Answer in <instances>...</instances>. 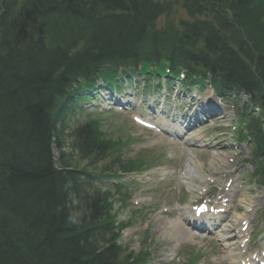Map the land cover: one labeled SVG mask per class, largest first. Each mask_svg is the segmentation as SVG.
Instances as JSON below:
<instances>
[{
    "label": "trees",
    "instance_id": "16d2710c",
    "mask_svg": "<svg viewBox=\"0 0 264 264\" xmlns=\"http://www.w3.org/2000/svg\"><path fill=\"white\" fill-rule=\"evenodd\" d=\"M255 1L0 0V264H146L148 253L123 255L117 244L108 192L85 171L55 167L53 144L65 146L96 78L117 83L111 66L164 72L166 61L186 67L190 82L246 91L242 119L264 181V9ZM178 5L195 20L158 31ZM254 105L261 111L248 121ZM67 136L91 162L118 146L98 120Z\"/></svg>",
    "mask_w": 264,
    "mask_h": 264
},
{
    "label": "rangeland",
    "instance_id": "374dc122",
    "mask_svg": "<svg viewBox=\"0 0 264 264\" xmlns=\"http://www.w3.org/2000/svg\"><path fill=\"white\" fill-rule=\"evenodd\" d=\"M163 20L162 18L160 23ZM134 85H127L122 94L124 96H130V93L136 92ZM177 87L178 84L171 86L168 91H165L164 88L159 93L161 98L157 94L151 97L150 92L147 90L148 101L138 100L136 96H134V99L139 101V110H142V108L147 109L149 104L155 100L156 102H161L160 110L165 111V114L161 115L162 121L174 125L178 121L179 113L181 112L182 115H186L188 108L197 100L194 101L188 97L191 95V92L187 89H183L178 93L176 101L172 100V96L175 95ZM184 92L187 93L186 96ZM241 99L242 101L247 100L245 96H242ZM106 101H109V99H105V95L101 98L100 95L98 100L87 105H89L90 111H93V114H97L100 112V104H104ZM126 108L123 112H106L101 118L104 130L108 136L115 139L121 138L125 141L120 150L123 159L136 158L142 153H146L150 160L156 162L155 165H161L152 170L153 173L155 170H158V173L154 175H149L151 172H148L140 176H134V174L126 176V180H132L126 188L131 193V198L128 206L123 209H121L120 201L116 203V209L119 210L121 219H129V217L134 216L133 211L135 209L145 207L142 204L143 202H150V204L158 206L155 211L146 207L147 209L144 210V215L138 216V222L128 229L126 235L128 239L127 245L131 249L138 251L141 247V241L150 234L156 241L154 249L155 256L158 258L154 261L155 264H183V262L190 259L191 254L197 253L199 249L202 252L205 249L211 252L204 260L209 259L212 262H215V260L222 262L225 259V253L220 248L219 243L215 239L204 238L208 233L201 235L199 231L194 229L186 230L185 228L184 237H181V248L176 250L175 248L178 245L177 241L179 238L173 237L175 233L170 232L171 227L165 226L163 220L175 221L179 219L181 214L180 207H189L193 196H195L196 189L200 185L199 182L204 177L201 174L215 175V172L219 171L225 165L221 159L222 156L229 162L230 154L228 153L227 144H230H226V141L229 139L227 125L231 120L232 122L236 121L235 110H229L228 116L223 123L200 129L186 143L185 140L172 139L167 133L148 131L138 127L131 119V110L128 109V105ZM73 128L71 127V129ZM64 140L67 142L65 159H61V153L58 148L54 149L57 165L65 166L69 163L76 167L85 166L88 161L81 159L78 150L72 145L71 138L67 136ZM214 154L219 156L218 160H213ZM247 154V150L244 149L242 157L245 158ZM107 161H101L99 164L91 167L101 168ZM190 161H195L198 164V175H195L196 177L193 176L195 178L192 184L193 186L191 185L185 188L181 182V176L185 174ZM226 166L228 167L225 169L227 172L230 170L231 165L227 163ZM240 167L242 166L240 165ZM249 171H252V168ZM226 172L221 174L225 175ZM224 175H220L222 182L227 180V177ZM238 184L243 185L236 197L238 203L244 200V198H247V201L254 203L256 206H262L264 204V188H259L249 178V175L240 180L236 179L233 188L238 189ZM254 188H259L260 190L254 192ZM255 194L257 196L253 197ZM139 202H141L140 205L138 204ZM147 230L150 232L147 233ZM203 264L210 263L206 260Z\"/></svg>",
    "mask_w": 264,
    "mask_h": 264
},
{
    "label": "bare ground",
    "instance_id": "6f19581e",
    "mask_svg": "<svg viewBox=\"0 0 264 264\" xmlns=\"http://www.w3.org/2000/svg\"><path fill=\"white\" fill-rule=\"evenodd\" d=\"M218 157L217 155H213V160H218ZM199 168L198 164L195 162V161H190V163L188 164V169L186 170V179H190L191 182L190 183H193L192 179H191V176H192V173L195 172V170ZM183 214L185 216V218H183L182 220L180 219H176L175 221H168V220H163V224L165 226H170L171 227V233H175V236H180V235H183L185 234V225L187 224L186 222H191L190 221V218L192 217V215L189 213L188 210H183ZM221 217V215L219 216ZM186 221V222H185ZM207 223L211 226H214V225H220L222 224V222L218 219H215V220H207ZM230 228L231 226H229L228 224H223L222 225V228H220L218 230V235L220 237H222L224 240L227 239L229 233H230ZM228 254L235 260L237 261L236 259L239 257V255L237 253H235L234 250H230L228 251Z\"/></svg>",
    "mask_w": 264,
    "mask_h": 264
},
{
    "label": "clouds",
    "instance_id": "9594fccd",
    "mask_svg": "<svg viewBox=\"0 0 264 264\" xmlns=\"http://www.w3.org/2000/svg\"><path fill=\"white\" fill-rule=\"evenodd\" d=\"M73 222H75V221H73Z\"/></svg>",
    "mask_w": 264,
    "mask_h": 264
}]
</instances>
